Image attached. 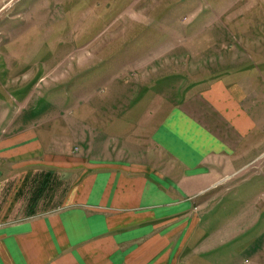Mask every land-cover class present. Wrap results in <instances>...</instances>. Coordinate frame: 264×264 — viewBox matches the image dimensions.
<instances>
[{
	"label": "rangeland",
	"instance_id": "obj_1",
	"mask_svg": "<svg viewBox=\"0 0 264 264\" xmlns=\"http://www.w3.org/2000/svg\"><path fill=\"white\" fill-rule=\"evenodd\" d=\"M247 59L264 100V0H0V127L47 121L66 148L84 153L101 133L118 146L206 73ZM256 152L206 195L208 240L188 264H264V143ZM1 205L0 222L24 216L16 195Z\"/></svg>",
	"mask_w": 264,
	"mask_h": 264
},
{
	"label": "crops",
	"instance_id": "obj_2",
	"mask_svg": "<svg viewBox=\"0 0 264 264\" xmlns=\"http://www.w3.org/2000/svg\"><path fill=\"white\" fill-rule=\"evenodd\" d=\"M252 60L206 73L118 146L101 133L81 153L41 129L47 121L2 125L0 200L16 195L24 216L0 222V264L190 263L208 240L199 210L216 193L206 195L261 155Z\"/></svg>",
	"mask_w": 264,
	"mask_h": 264
}]
</instances>
